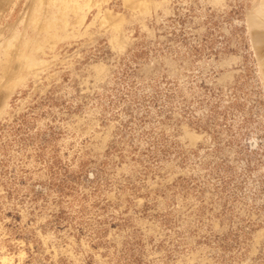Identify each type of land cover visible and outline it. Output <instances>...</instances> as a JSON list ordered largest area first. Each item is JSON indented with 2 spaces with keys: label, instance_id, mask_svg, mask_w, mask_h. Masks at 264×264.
<instances>
[{
  "label": "rangeland",
  "instance_id": "374dc122",
  "mask_svg": "<svg viewBox=\"0 0 264 264\" xmlns=\"http://www.w3.org/2000/svg\"><path fill=\"white\" fill-rule=\"evenodd\" d=\"M123 1L0 0V264H264V0Z\"/></svg>",
  "mask_w": 264,
  "mask_h": 264
},
{
  "label": "bare ground",
  "instance_id": "6f19581e",
  "mask_svg": "<svg viewBox=\"0 0 264 264\" xmlns=\"http://www.w3.org/2000/svg\"><path fill=\"white\" fill-rule=\"evenodd\" d=\"M124 1H125V0H124ZM124 1H123V2H124ZM143 1H144V0H143ZM146 2H147V1H146ZM126 5H127V4H126ZM259 37H260V36H259ZM262 37H264V36H262ZM260 38H261V37H260ZM259 40L261 41V39H259Z\"/></svg>",
  "mask_w": 264,
  "mask_h": 264
}]
</instances>
